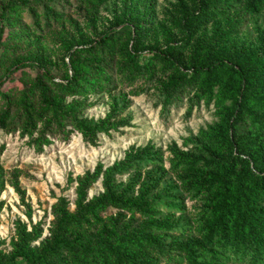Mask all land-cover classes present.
Instances as JSON below:
<instances>
[{
	"label": "rangeland",
	"instance_id": "374dc122",
	"mask_svg": "<svg viewBox=\"0 0 264 264\" xmlns=\"http://www.w3.org/2000/svg\"><path fill=\"white\" fill-rule=\"evenodd\" d=\"M8 1L17 0L0 4ZM235 2L229 10L210 4L200 17L195 0H28L8 13L0 43V264H29L12 257L36 258L58 236L84 239L90 250L61 249L44 264H106L109 254L122 264H255L249 251L224 250L210 236L216 176L227 172L236 183L256 163L264 169V129L246 108L231 126L230 75L183 84L194 63L264 52V3ZM132 22L143 25L135 42L125 31L108 49L86 46ZM165 49L180 67L159 58L142 64L134 53ZM19 63L26 65L15 69ZM38 65L52 77H41L42 86ZM72 76L77 89L66 92ZM62 217L73 221L62 225Z\"/></svg>",
	"mask_w": 264,
	"mask_h": 264
},
{
	"label": "trees",
	"instance_id": "16d2710c",
	"mask_svg": "<svg viewBox=\"0 0 264 264\" xmlns=\"http://www.w3.org/2000/svg\"><path fill=\"white\" fill-rule=\"evenodd\" d=\"M234 3L236 4L235 0H195L197 12L193 16H202L206 7L210 4H220L229 10ZM262 3H264V0H250L248 7L254 9L256 4L261 5ZM22 6L29 7L28 0L8 1L0 4V43L6 31L4 19L10 11L20 10ZM142 26L138 22L115 24L114 27L87 42L86 46L91 51L108 49L113 45L119 34L125 31L131 34L132 41L135 42L141 33ZM134 53L139 55L142 64H147L151 59L159 58L174 67H180V63L172 58L166 49L161 52L148 51L138 54L135 51ZM25 65L26 63H19L15 66V69H21ZM34 69L37 70L36 82L38 85L42 86L41 77L52 79L51 75L42 66L38 65ZM11 73L12 71H9L7 75ZM219 73L230 75L231 80L237 84V99L234 103L231 126L241 120L246 108L249 109V118H252L254 123L264 129V52L246 58V52L241 51L235 57L218 55L200 63H194L191 70L183 74L185 77L183 84H187L186 86L189 87V85L196 82L197 78L202 76L212 78ZM76 89V76H72L66 80L65 91H75ZM249 101L253 103L251 108H248ZM165 102H169V97L165 99ZM254 169L255 173L248 169L246 171L247 178L240 177L236 180V183L230 181L227 172H222L221 175L216 176L215 179L219 183L220 201L214 208L213 213L216 216L212 225L215 228L211 231L210 240H213L214 235L217 234L223 241L221 242V244L223 243L222 249H233L245 256V252L249 251L251 262L264 264V212L258 208L256 202L260 189L262 190L261 195H264V169H261L259 163L255 164ZM229 204L232 206L228 207ZM70 221L73 220L62 217L60 224L63 225ZM127 235L125 234L124 237L126 238ZM88 243V241L80 238L69 242L66 238L58 236L54 239L52 246L43 249L36 258L27 251H19L12 258L13 260L23 259L29 264H44V260L48 258L49 254L58 252L61 249L74 254L80 251L88 253L90 250ZM106 257L109 259L106 264H122L112 254Z\"/></svg>",
	"mask_w": 264,
	"mask_h": 264
}]
</instances>
